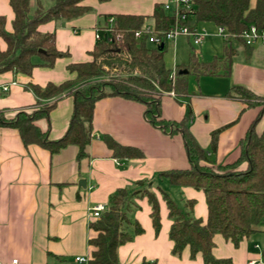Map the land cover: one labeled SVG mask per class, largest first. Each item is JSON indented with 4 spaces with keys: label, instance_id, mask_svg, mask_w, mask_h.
I'll use <instances>...</instances> for the list:
<instances>
[{
    "label": "crops",
    "instance_id": "crops-1",
    "mask_svg": "<svg viewBox=\"0 0 264 264\" xmlns=\"http://www.w3.org/2000/svg\"><path fill=\"white\" fill-rule=\"evenodd\" d=\"M166 1L84 0L81 4L91 9L89 13L70 21L39 25V32L54 34L55 48L64 55L56 58L52 67L36 65L30 75L0 73V114L13 119L18 113H29L41 105L54 103L47 117L37 119L35 125L46 133L48 140L60 139L69 125L73 96L63 93L37 104L30 85L44 88L47 84L58 86L74 80L75 73L68 66L91 61L95 27L118 14L146 16L145 22L152 23L154 6ZM0 17L5 20L4 30L12 32L14 14L7 0H0ZM207 34L198 45V53L193 50L203 62L223 53V46L218 54L219 48L211 44V36ZM5 47L0 38V50ZM175 60L173 66L188 61L177 63ZM194 81L193 88L187 83L185 96L161 95L158 119L169 123L171 129L173 123L181 121L190 111L188 131L207 156V161L200 165L215 169L238 158L240 142L262 109V106L249 108L243 100L227 97L226 93L232 87L242 86L257 96H264V46H252L247 54L239 45L227 75H203ZM145 109L140 101L122 96L106 95L97 100L87 154L80 160L76 146L69 145L51 154L35 144L25 146L16 129L0 127V264L12 259H17L18 264H84L75 258L88 260L92 250L89 240L95 233L90 223L95 218L90 208L98 204L107 208L110 196L119 189L128 194L125 209L128 222L124 228L131 234V240L117 249L119 264H204L200 254L189 258L188 247L180 256L171 254L172 242L168 237L171 220L160 192L185 211V202L193 200L188 214L203 223L207 209L202 191L171 186L158 175L188 169L190 163L180 130L171 132L153 125L145 117ZM263 126L264 113L256 122L255 131L260 133ZM217 130L216 148L212 152L211 133ZM105 136L122 146L138 149L142 157H113L104 142ZM80 180H84V185L78 184ZM144 191L153 193L158 202V233L153 229L151 208ZM134 223L142 228V233L133 234ZM260 236L264 240V233ZM253 237L244 238L234 246L216 234L212 255L231 264L257 260L254 245L258 243Z\"/></svg>",
    "mask_w": 264,
    "mask_h": 264
},
{
    "label": "trees",
    "instance_id": "trees-1",
    "mask_svg": "<svg viewBox=\"0 0 264 264\" xmlns=\"http://www.w3.org/2000/svg\"><path fill=\"white\" fill-rule=\"evenodd\" d=\"M14 14L12 32L4 30V17H0V38L5 49L0 50V73L12 71L30 75L36 65L52 67L56 58L64 54L54 45L53 33H41L38 26L49 22H64L78 18L91 9L81 3L84 0H7ZM105 2L108 0H97ZM163 5V4H162ZM156 4L151 15L155 31L167 30L174 22L162 8ZM192 11L184 22L190 29L197 23H212L222 27L232 39H223V53L214 56L211 61L197 59L195 53H189L186 64L176 66V73L169 78L171 69L165 64V47L158 52L147 43L146 39L137 40L134 33L141 29L146 16L112 15L114 17V35L120 38L108 44L106 41L95 42L90 52L89 62L71 64L68 69L75 73V79L55 86L47 84L44 88L30 85V89L40 101L59 97L63 93L73 96V110L65 134L58 140H48L35 121L47 117L54 103L44 104L29 113H18L13 119H6L0 114V127L16 129L22 143L38 145L51 154L73 145L78 149L77 159H83L91 136V119L94 104L97 100L111 96L140 101L145 105V117L155 126L166 131L179 129L190 163L188 169L169 170L158 175L167 179L171 186L191 187L202 191L207 209L206 221L189 216L193 200L185 202L180 208L164 192L168 217L171 225L168 237L172 242L171 254L180 256L188 247L189 258L200 254L204 264H231L227 259H215L212 255L213 237L221 235L225 240L237 246L241 240L255 233L262 232L264 225V126L260 133L255 131V124L264 113V96H257L242 87H232L227 97L238 98L246 102L247 107L259 106L253 100L262 101V109L250 125L240 142V153L232 163L219 165L215 169L201 166L207 161L206 152L196 143L188 131L190 111L181 121L172 124L158 119L159 103L162 92L174 91L177 96L187 95L188 77L197 80L203 75H227L235 49L232 40L242 46L249 54L252 46H247L241 33L254 25L264 30V0H190ZM110 17V16H109ZM37 58L38 63L33 62ZM103 66L120 71L126 77L120 83H110L107 91L104 86L89 82L93 77L103 74ZM155 91V92H154ZM155 94L153 97L151 94ZM218 130L211 133L210 150L216 148ZM104 142L115 158H141L142 153L133 147L122 146L105 136ZM151 208L150 218L155 233L160 229L159 206L156 197L144 191ZM128 203L126 190L119 189L109 198L106 210L99 218L90 223L95 236L89 240L92 250L87 264H119L117 249L131 240L124 224L128 222L125 209ZM133 234L142 233V228L134 223ZM264 259V244L261 250ZM147 264V263H143Z\"/></svg>",
    "mask_w": 264,
    "mask_h": 264
},
{
    "label": "built area",
    "instance_id": "built-area-1",
    "mask_svg": "<svg viewBox=\"0 0 264 264\" xmlns=\"http://www.w3.org/2000/svg\"><path fill=\"white\" fill-rule=\"evenodd\" d=\"M163 10L166 14L173 18L174 22L170 25L167 30L155 31L153 24L143 25L141 29L134 33V37L137 40L143 38L146 39L147 43L156 49L161 43L165 44L167 41H172L179 36H185L191 39L192 45L198 46L202 43L203 38L206 36V32H199L195 28L190 29L184 22L187 20V16H191L192 11L190 0H168L162 5ZM114 17H107L105 23L102 26L94 28V40L95 42L106 41L111 44L114 40L120 38L119 35H114ZM217 34L222 36L223 39L232 38L229 36L222 27H217ZM241 38L247 46H253L254 44L261 43L264 45V30L258 29L254 25H249L241 33ZM176 73V66L171 68L169 78L172 79ZM175 96L174 91L162 92L161 95ZM93 218H99L100 215L106 210V206L98 204L90 208ZM257 250L258 259L249 260L247 264H264V259L261 254L262 247L259 244L254 245ZM75 261L78 263H86L87 259L84 257H76ZM7 264H18L17 259H12Z\"/></svg>",
    "mask_w": 264,
    "mask_h": 264
},
{
    "label": "rangeland",
    "instance_id": "rangeland-1",
    "mask_svg": "<svg viewBox=\"0 0 264 264\" xmlns=\"http://www.w3.org/2000/svg\"><path fill=\"white\" fill-rule=\"evenodd\" d=\"M35 0H31V6H33ZM50 3L49 0H46L45 4L48 5ZM151 23L145 22V25H148ZM197 31L199 32H207L210 34V42L211 44L216 45V47L219 48V53L222 52V46H223V37L217 34V27L213 25L212 23H197L196 28ZM207 34V35H209ZM232 39V38H231ZM232 46L234 49L238 48L239 45L236 41L232 40ZM255 46H264L261 43L254 44L253 47ZM152 47V46H151ZM196 51L198 53L199 46H194L192 45L191 39H187L184 36H179L175 38L172 41H167L165 44V64L166 66L171 69L174 62V59H177V63L181 62H186L188 60V53ZM205 60L208 58H204ZM33 62H37V58H33ZM103 74L93 77L92 79L89 80L90 83H94L97 85H101L102 87L109 85L110 83H120L126 77L123 73H121L118 70H115L110 67L103 66ZM188 84L189 87L195 86V81L192 76L188 77ZM105 91H107V87L104 88ZM155 92V91H154ZM153 97H156L155 94H151ZM253 102L259 104V106H262V101L261 100H253ZM263 107V106H262ZM161 194V192H160ZM262 233L258 232L253 234L254 237L253 239L262 247L264 244V240H261L260 235Z\"/></svg>",
    "mask_w": 264,
    "mask_h": 264
},
{
    "label": "water",
    "instance_id": "water-1",
    "mask_svg": "<svg viewBox=\"0 0 264 264\" xmlns=\"http://www.w3.org/2000/svg\"><path fill=\"white\" fill-rule=\"evenodd\" d=\"M156 50L158 51V52H163L164 51V44L163 43H161L160 45H158L157 47H156ZM84 180H80V182L78 183L79 185L80 184H82V185H84Z\"/></svg>",
    "mask_w": 264,
    "mask_h": 264
}]
</instances>
